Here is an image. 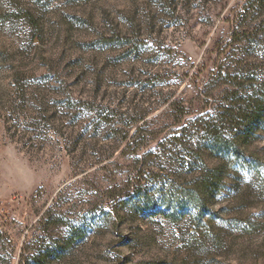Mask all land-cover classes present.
<instances>
[{
  "label": "rangeland",
  "instance_id": "1",
  "mask_svg": "<svg viewBox=\"0 0 264 264\" xmlns=\"http://www.w3.org/2000/svg\"><path fill=\"white\" fill-rule=\"evenodd\" d=\"M0 264H264V0H0Z\"/></svg>",
  "mask_w": 264,
  "mask_h": 264
},
{
  "label": "trees",
  "instance_id": "2",
  "mask_svg": "<svg viewBox=\"0 0 264 264\" xmlns=\"http://www.w3.org/2000/svg\"><path fill=\"white\" fill-rule=\"evenodd\" d=\"M205 189H204V193L209 196L211 194V191L213 188H211L208 184H204ZM195 201L198 200V199H194ZM172 215L168 214V217H171Z\"/></svg>",
  "mask_w": 264,
  "mask_h": 264
}]
</instances>
